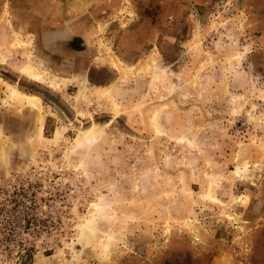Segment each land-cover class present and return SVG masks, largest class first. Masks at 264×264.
I'll return each mask as SVG.
<instances>
[{
    "label": "rangeland",
    "instance_id": "obj_1",
    "mask_svg": "<svg viewBox=\"0 0 264 264\" xmlns=\"http://www.w3.org/2000/svg\"><path fill=\"white\" fill-rule=\"evenodd\" d=\"M27 2L0 0V264H264V0ZM149 17L170 44L120 56Z\"/></svg>",
    "mask_w": 264,
    "mask_h": 264
},
{
    "label": "bare ground",
    "instance_id": "obj_2",
    "mask_svg": "<svg viewBox=\"0 0 264 264\" xmlns=\"http://www.w3.org/2000/svg\"><path fill=\"white\" fill-rule=\"evenodd\" d=\"M16 36L18 35L19 37V34H15ZM16 38V37H15ZM31 40V37H28L23 39V38H18L17 40H14L16 41L14 43V45H20V46H28L29 42ZM153 59V58H152ZM151 59V61H149V63L147 65H149V68L150 69H154V64H153V60ZM155 59V58H154ZM116 62V60H115ZM121 62V65H124V63L122 61ZM118 63V60L117 62ZM123 63V64H122ZM119 66V65H118ZM119 68L121 69V71L124 73L125 76H130V77H133V78H137L143 71L144 68H141L135 72H131L128 73L126 67L124 66H119ZM21 73L26 75L27 77L29 78H32L34 80H37V81H40V82H44L46 81V78H45V75H43L41 72L38 71L37 67L36 66H33V65H28V66H24L22 67L21 69ZM48 77V76H47ZM153 79H156L158 80L159 79V75L155 74ZM55 80V79H54ZM52 81V78H51V85L52 87H59L60 85L56 82V81ZM57 80V79H56ZM61 80V79H60ZM8 89H7V98H11L13 99L14 101H16L18 104H16L19 109L21 107H23L24 105H26V103L28 104H33L35 103L39 97L37 95H34V94H31V95H28V94H25L23 93L19 88H17L15 85L11 84V83H8ZM98 90L102 93H105V94H110L109 90H108V87H101V88H98ZM47 95V94H46ZM8 101V100H7ZM12 101V100H11ZM6 102V101H5ZM14 102V103H16ZM120 104L118 103V113H120ZM159 115V111L155 113L154 115V126H155V129L157 131V134H160L163 132V129L157 124V116ZM76 124V123H75ZM65 128H62V129H58L57 131V135H60L61 132L63 133L65 131ZM76 129V130H80V128L78 126H75L72 128V129ZM103 125L100 124V123H93L92 125H90L88 128L84 129V131H79V137H77V141L79 140H83V139H88V138H93L97 133H99L102 129H103ZM75 129L73 131H75ZM78 132V131H77ZM66 133V132H65ZM75 140V139H74ZM74 142V143H75ZM244 166V165H243ZM246 168V165L244 166ZM244 169V168H243ZM242 169L241 168H238V172H241ZM212 200L213 201H218L219 200L216 198V197H212ZM99 204H95L94 205V209L96 210V214H92L91 218H87L85 219V222L84 224L82 225V232L85 233L87 231H94V223H95V219H96V216H97V212L99 211ZM89 233V232H87ZM86 233V234H87Z\"/></svg>",
    "mask_w": 264,
    "mask_h": 264
},
{
    "label": "flooded vegetation",
    "instance_id": "obj_3",
    "mask_svg": "<svg viewBox=\"0 0 264 264\" xmlns=\"http://www.w3.org/2000/svg\"><path fill=\"white\" fill-rule=\"evenodd\" d=\"M36 0H32V3L29 4L28 2L26 4H29L31 6H34L35 5V2ZM21 6L22 3L18 2ZM24 3V2H23ZM149 6H152V8L154 7L155 3H148ZM161 9H162V12H164V14L162 15V20H164V24L163 26H165V23L167 20V16H169V13L171 14L172 11H178L180 8L177 6V7H174V6H171L170 3L168 2H164L163 5L161 6ZM18 10H21V7H18ZM175 14V13H174ZM161 21H156V19H154V17L150 18L147 20L146 23H144L143 25L146 27V25H153L154 27H161ZM37 24V21H35V25ZM166 27V26H165ZM131 29H134V30H139L138 28V25H134V27H132ZM145 29V28H144ZM141 30V29H140ZM76 31H79V30H76ZM71 32V31H70ZM127 32V31H126ZM77 33V32H76ZM76 33H73V31L70 33L72 36L75 35V37L77 38V42L83 40L82 38V30H80V32H78V34ZM156 33V31H155ZM118 40H122L124 41L125 43L127 42V39L125 37V33L124 32H121L118 34L117 36ZM156 43H158L160 46H162V44H170V41H171V38H170V30H169V34H167L164 30V28L159 32L158 36H157V39L154 40ZM152 41V42H154ZM146 44V43H145ZM86 45V42H81V43H78L76 48H79V50L82 48V46H85ZM144 45V44H143ZM127 46L126 44H118V54L122 57H125L127 59H130V60H137L140 56H141V53H142V47L140 50H138L139 52H136V55L138 56H135V57H129L128 55H126V52L124 50V47ZM86 47V46H85ZM84 48V47H83ZM92 70V69H91ZM18 120L20 119L19 117L17 118Z\"/></svg>",
    "mask_w": 264,
    "mask_h": 264
},
{
    "label": "crops",
    "instance_id": "obj_4",
    "mask_svg": "<svg viewBox=\"0 0 264 264\" xmlns=\"http://www.w3.org/2000/svg\"><path fill=\"white\" fill-rule=\"evenodd\" d=\"M35 26V22H33ZM125 33L127 39V46L124 47L126 55L130 58L138 56L136 52L141 49L142 45L155 40V27L153 25H146L145 29L134 30L130 29Z\"/></svg>",
    "mask_w": 264,
    "mask_h": 264
}]
</instances>
